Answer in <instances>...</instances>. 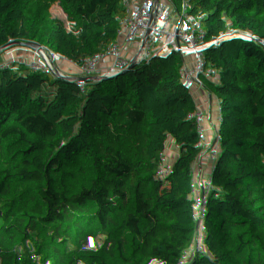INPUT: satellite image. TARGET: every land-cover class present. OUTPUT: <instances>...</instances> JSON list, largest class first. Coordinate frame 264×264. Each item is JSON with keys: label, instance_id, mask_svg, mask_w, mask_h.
<instances>
[{"label": "trees", "instance_id": "1", "mask_svg": "<svg viewBox=\"0 0 264 264\" xmlns=\"http://www.w3.org/2000/svg\"><path fill=\"white\" fill-rule=\"evenodd\" d=\"M145 1L0 0V9L12 7L17 32L13 39L0 20V128L18 134L31 155L0 138L2 179L40 195L76 172L84 141L69 94L96 95L107 85L119 95L147 72L153 57L137 26ZM236 1L199 0L156 17L152 44L185 74L122 111L132 144L147 127L167 172L188 158L224 172L194 171L165 184L179 206L177 216L163 215L179 234L178 264H264V91L252 98L258 89L245 81L255 74L264 85V0ZM16 43L31 71L12 59ZM211 85L218 100L196 131L191 116ZM143 194L138 185L116 188L47 213L45 225L0 205V264H156Z\"/></svg>", "mask_w": 264, "mask_h": 264}, {"label": "built area", "instance_id": "2", "mask_svg": "<svg viewBox=\"0 0 264 264\" xmlns=\"http://www.w3.org/2000/svg\"><path fill=\"white\" fill-rule=\"evenodd\" d=\"M199 0H152L142 14L138 15V29L144 37H149V27L154 19L164 13L171 6L195 5ZM151 17L147 25L148 11ZM0 20L6 22L13 39L16 38V24L13 17L12 7L0 9ZM144 50L149 52L148 46L144 44ZM151 53V52H150ZM12 59L24 68L28 66V59L23 48L16 43V50ZM160 62V61H159ZM162 62L153 68L160 70L157 77L159 85L150 89L147 94H142L140 89L147 87L149 82L131 89L122 99L120 105L121 124L118 126L116 112L117 97L114 90L109 86H102L96 95H79L71 104L75 113L77 123L81 131V138L84 147L78 152L76 172L61 184H57L44 191L40 195H33L31 192L22 189L18 185L4 179L0 181V205L21 209L36 214L40 224H46V213L37 212L36 208L25 204L21 194L25 193L37 200L43 209H57L62 212L85 203L91 195L105 194L116 188H125L138 185L144 190L140 202L142 218L151 224L153 221L162 220L164 212L173 215L179 214L178 203L170 198L164 191L165 184L170 180H176L184 174L191 172H203L216 174L223 177L224 172L219 171L208 163L188 158L184 163L169 172L166 171V164L162 160V147H154L149 144L150 130L143 127L139 143L132 144L133 138L122 124V111L125 109L143 105L146 97L152 95L171 84L175 76H183L185 69L177 60L168 58L166 71H161ZM246 84L251 91H256V82L259 78L255 74L245 75ZM218 92L215 85L208 88L204 102H200L191 116L196 131H200L206 119L212 114ZM250 114L241 117L240 126L249 121ZM171 123V122H168ZM28 161L31 155L26 153ZM66 193L69 196L63 197ZM66 196V195H65ZM53 213V212H52ZM168 230L171 227L165 223ZM177 242L180 245L179 234L176 231ZM156 259V264H169L170 247L159 238L148 247ZM179 252H181L179 250ZM178 258L172 264H178Z\"/></svg>", "mask_w": 264, "mask_h": 264}, {"label": "rangeland", "instance_id": "3", "mask_svg": "<svg viewBox=\"0 0 264 264\" xmlns=\"http://www.w3.org/2000/svg\"><path fill=\"white\" fill-rule=\"evenodd\" d=\"M238 4H239V3H238V0H237V1H236V5H238ZM148 24H149V18H147V25H148ZM11 30H13V29H10V31H11ZM150 51H151V50H150ZM151 52H152V51H151ZM152 57H153V60H152V62L149 64V66H148V68H147V72H148L149 70H152L153 68H155V66H158L160 62H162V59H161V58H158L154 53H153V54H150L149 61H151ZM159 61H160V62H159ZM23 68H24V67H23ZM25 69L28 70V71H31L29 65H28L27 68H25ZM151 82H153L152 84L155 85V86H157V88H158V85H159V79H158V78H155V79L151 80V81L149 82V84H150ZM148 86H149V85H148ZM148 86H147V87H142L141 89H143V88H148ZM256 87H257L258 90H257L256 93H254V96H252V98H254L255 96H257V97H258V96H262V94H263V91H264V85H263L262 83L258 82V83L256 84ZM141 89H140V92H141ZM141 93H142V92H141ZM57 94L60 95V96L63 97V98L67 97L65 94L60 93V92H58ZM9 130H12V129H9ZM11 132H12V131H11ZM11 132L8 131V130H5V129L0 128V138L2 139V141L4 140V141H6V142L8 143V145H9V149H11V150H18V151H20V152L26 154V147L24 146L23 142H22L21 139L19 138L18 134H16V133H12V134H11ZM235 137H237V135H236ZM21 199L23 200V202H29L30 200H32L33 202H36L35 199L31 198L29 195H27V194H25V193L21 194ZM33 202H31V203H27V204L30 205V206H31V205H32V206L37 205V206H38V209H42V206H41V205H39V204H37V203H33ZM154 222H155V221H153L151 224H153ZM151 224H150V225H151ZM164 233L167 234V236L170 234V233L168 232V228H167L166 225H165V231H164Z\"/></svg>", "mask_w": 264, "mask_h": 264}, {"label": "water", "instance_id": "4", "mask_svg": "<svg viewBox=\"0 0 264 264\" xmlns=\"http://www.w3.org/2000/svg\"><path fill=\"white\" fill-rule=\"evenodd\" d=\"M152 0H146L144 2V4L142 5L141 9H140V12L139 14H142L146 7L151 3ZM137 25H138V18H137ZM142 37V41L143 43L146 45V46H151L154 51H156L163 59V63L161 64L160 68H161V71L162 72H165L166 71V63L168 61V57L159 49L157 48L154 44H152L151 40L149 37H144L143 35L141 36ZM151 51L149 50V53ZM150 54H153L152 52ZM160 74V70H149L148 72H146L145 74H143L141 77H139L138 79H136L134 82H132L131 84H129L128 86H126L122 91L121 93L118 95L117 97V108H116V112H117V116H118V126L121 124V119H120V113H121V110H120V105H121V102H122V99L123 97L133 88L139 86V85H142V84H145L147 82H150L151 80L157 78ZM2 180V178L0 177V181ZM95 197V195H91L90 198L83 204H86L88 203L90 200H92L93 198ZM37 212H43V213H52V212H57L58 210L57 209H52V210H49V209H36Z\"/></svg>", "mask_w": 264, "mask_h": 264}, {"label": "crops", "instance_id": "5", "mask_svg": "<svg viewBox=\"0 0 264 264\" xmlns=\"http://www.w3.org/2000/svg\"><path fill=\"white\" fill-rule=\"evenodd\" d=\"M150 17H151V12H150V9H149V11H148L149 20H150ZM152 83L153 82H151L149 84L148 88L141 89L142 94H144V95L147 94V92L155 86ZM69 95H70L69 97H71L73 100H76L79 97V95H76V94H72V95L69 94ZM65 195H63L64 198L65 197L67 198L69 196L68 193H66ZM31 202H33V201L30 200L29 202H25V204L31 203ZM33 203H37L38 204L37 200H36V202H33ZM32 207L38 209L37 205H34ZM151 227L153 229V232H154L156 238H159L165 244H169V247H170V255L168 256L169 257V264H172L173 261L175 259L179 258V256H180V252H179L180 245L177 242L176 230L171 228L170 230H168V232L170 234L167 236V234L164 233V231H165V223L162 220H156L153 224H151Z\"/></svg>", "mask_w": 264, "mask_h": 264}, {"label": "bare ground", "instance_id": "6", "mask_svg": "<svg viewBox=\"0 0 264 264\" xmlns=\"http://www.w3.org/2000/svg\"><path fill=\"white\" fill-rule=\"evenodd\" d=\"M148 49L151 50L152 53H154L158 58L162 59V57L156 51H154V49L151 46H148ZM162 63H163V59H162Z\"/></svg>", "mask_w": 264, "mask_h": 264}]
</instances>
